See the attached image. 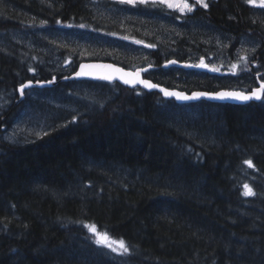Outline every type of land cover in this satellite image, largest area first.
<instances>
[{
	"label": "trees",
	"instance_id": "16d2710c",
	"mask_svg": "<svg viewBox=\"0 0 264 264\" xmlns=\"http://www.w3.org/2000/svg\"><path fill=\"white\" fill-rule=\"evenodd\" d=\"M90 1L0 0V41L11 30L60 24L118 35ZM207 5L189 15L161 6L152 10L257 39L260 48L241 71L249 86L231 83L232 77L218 87L222 80L210 71L190 75L195 70L162 68L165 54L167 60L194 61L190 49L201 42L184 37L168 44L171 49L155 50L160 71L146 77L188 91L250 90L258 79L264 82V20L250 0ZM14 46L0 44V91L14 94L8 106L24 100H17L24 82L54 76L58 83L48 89H60L63 101L82 100L79 113L58 107V125L28 143L6 141L0 127V264H264V99L186 106L158 91L91 80L83 83L98 91L74 95L71 85L79 82L62 81L63 74L45 68L42 52L31 48L23 57ZM89 60L132 67L117 58ZM81 62H74L72 73ZM191 77L197 79L181 83ZM163 106L174 107L173 115L198 108L193 117L175 118ZM11 111L1 121L7 126ZM245 185L254 195H245ZM90 226L123 240L128 252L98 242Z\"/></svg>",
	"mask_w": 264,
	"mask_h": 264
},
{
	"label": "rangeland",
	"instance_id": "374dc122",
	"mask_svg": "<svg viewBox=\"0 0 264 264\" xmlns=\"http://www.w3.org/2000/svg\"><path fill=\"white\" fill-rule=\"evenodd\" d=\"M207 1L203 0L206 4ZM250 2L258 16L264 20V0H250ZM158 3L183 15H189L197 7L202 6V4L197 3V0H108V2L106 0H92L90 5L96 15L113 24L116 31L119 32L118 35H106L94 30H77L73 25L64 26L60 24L57 27L46 25L41 29L33 27L35 30L32 29L30 32L20 28L11 30L7 33L6 39L0 41V44L9 46L14 43L16 45L14 47L18 50L17 53L23 57L24 55L27 56V51L31 48L34 51L42 52L46 58L45 68L66 76L72 73L71 71L75 67L74 62L84 61V58H117V60L135 67L141 62L148 64L149 62L146 60L153 59L155 50L161 49L164 52V48L169 47L168 44L184 37L188 41L201 42L196 47H191L190 50L193 49V52H190V56H193L195 61L198 59V65H200L203 62L201 61L202 55L199 54L203 51L208 53L206 62L209 64L208 71L214 72L222 80L218 82V87L225 85L224 82H230L232 77L233 81L231 83L249 86L251 79L241 77V71H243V66L247 60L254 56L260 48L257 39L246 34L233 37L228 31L218 29L201 19L183 18L181 16L172 17L161 14L152 10L155 6H158ZM184 3L191 5L192 11H181L180 7ZM169 4L174 5V7H169ZM146 5H148L150 11L144 10ZM31 19L33 22L42 23L36 16H32ZM102 31L107 32L106 30ZM169 48L171 49V47ZM164 56L166 57V54ZM233 65L236 67H233ZM176 71L181 76L185 73L180 70ZM193 73L199 75L201 71L196 70L191 72L190 75H194ZM185 75L188 77L187 74ZM196 79L194 77L185 78L181 83L189 84ZM228 84H226L227 88L235 86L234 84ZM92 88L83 81L71 85V90L76 92L74 95L79 94L78 92L88 95L90 92L98 91V88ZM59 90L35 88L29 92H23L25 95L24 100L19 102L18 105L12 106H8V102L14 94L10 91H0V121L6 123L7 114H5V111L12 110L9 115L10 124L8 126L6 124L2 125L5 128V140L13 144L33 141L55 125H58L57 117L60 118L61 115L59 108L71 109L73 113H79L76 106L79 105L77 102L82 99L74 96L73 99L71 97V100L63 98V101L60 99L62 92ZM197 108V106H191L176 109L177 114L174 115L169 113L174 109L172 106H163L161 109L163 111L167 110L169 116L181 118L180 115H191L190 117H193ZM94 228V234H96L97 239H100L105 233L99 231L96 227ZM109 241L112 243L120 240L111 238ZM113 245L118 246L115 243Z\"/></svg>",
	"mask_w": 264,
	"mask_h": 264
},
{
	"label": "water",
	"instance_id": "95a60500",
	"mask_svg": "<svg viewBox=\"0 0 264 264\" xmlns=\"http://www.w3.org/2000/svg\"><path fill=\"white\" fill-rule=\"evenodd\" d=\"M147 68H139L136 70H128L122 67L121 65H118L116 63L110 62V61H101V60H94V61H83L77 72H75L69 79H85V80H93V81H120L121 83L127 84V85H141L144 88L149 89L150 91L153 90H159L163 93V95L167 98H175L180 103H191V102H198L201 100H206L210 102H217V103H223V102H230L234 104H247L252 101L260 102L264 98V91H261L260 98L257 99L254 96L251 99L248 100H241L234 96H226V97H220L217 94L218 93H242L244 95L252 96L253 92L260 91L262 88H264V83L259 84L256 88H254L252 91L244 92L241 90L236 89H220L217 91H196L193 93H187V92H178L179 89H171L166 88L164 86H159L157 84H154L151 81H147L152 85H155L156 87H148L145 83H143V72H146ZM86 73L84 75H77V73ZM105 77H111V79H107ZM67 80V79H66ZM126 81H132V82H126ZM35 85H38L34 82H27L24 84L23 91H21V87L19 89L20 94H23L24 90L30 87H33ZM166 92H173L177 93L179 95H166ZM195 94H201V95H195ZM183 97H188L187 99Z\"/></svg>",
	"mask_w": 264,
	"mask_h": 264
},
{
	"label": "bare ground",
	"instance_id": "6f19581e",
	"mask_svg": "<svg viewBox=\"0 0 264 264\" xmlns=\"http://www.w3.org/2000/svg\"><path fill=\"white\" fill-rule=\"evenodd\" d=\"M158 6H161V7H166L165 5L163 6V4H161V3H158ZM166 8H168V7H166ZM170 9V8H169ZM172 10V9H171ZM165 15H167V14H165ZM202 55H204V56H206L207 58H208V53H206L205 52V54H203V53H201ZM84 61H94V60H84ZM96 61H98V60H96ZM102 61V60H101ZM103 61H105V60H103ZM110 62H112V61H110ZM206 62H207V60H206ZM82 63V62H81ZM80 63V64H81ZM114 63V62H113ZM80 64L78 65V67H77V69H76V71L75 72H77V70H78V68H79V66H80ZM116 64H118V63H116ZM196 64H198V62L197 61H192V62H189V61H180V60H178L176 57H174V58H170V59H166V61H165V63L163 64V67H164V69H169V68H172V69H183V70H185L186 72L188 71V72H190L191 70H194V69H196V70H199V71H203V70H207L208 71V67H209V64L208 63H206V64H201V65H206V67L205 66H202V67H204V68H202V67H200V68H198V67H196V68H193V67H195V65ZM118 65H120V64H118ZM122 66V65H121ZM123 67V66H122ZM125 69H128V70H136V69H139V68H147V70H146V72L144 71L143 72V80L144 81H151V82H153L154 84H157V85H159V86H164V87H166V88H171V89H179V91L178 92H187V93H193V92H196V91H202V90H200V89H194V90H191V91H188V90H183V89H180V88H178V87H167V86H165V85H162V84H159V83H156V82H154L151 78H149V77H146V74L149 72V71H152V69L154 68V65H153V63L152 62H150L149 61V63L146 65V64H144V65H142V64H139V65H137L136 67L135 66H132L131 68H126V67H124ZM74 72V73H75ZM74 73H72L71 75H68V76H64L61 80L62 81H77V82H79V81H83V82H86V81H90V80H85V79H81V80H78V79H69ZM210 73H214V72H211L210 71ZM67 79V80H66ZM259 80V83H258V85L257 86H259V84H261V83H264V82H262L260 79H258ZM91 81H93V80H91ZM27 82H34V83H36V84H38V85H35V86H33V87H30V88H27V89H25L24 90V93L26 92V91H30V90H32L33 88H36V87H38V88H47V87H53V86H55L57 83H58V77H54L52 80H36V81H34V80H31V81H27ZM27 82H24L22 85H24L25 83H27ZM97 82H105V83H110V84H114V83H120V84H122L123 86H127V87H141V88H143L144 90H146V91H149V92H153V91H158L161 95H162V97L163 98H165V99H169V100H174L175 102H177L178 104H181V105H186V106H189V105H191V104H193V103H197V102H191V103H180V102H178L175 98H167V97H165L164 95H163V93L161 92V91H159V90H153V91H150L149 89H147V88H144L143 86H141V85H127V84H124V83H121L120 81H118V80H116V81H112V82H108V81H97ZM21 85V86H22ZM20 86V87H21ZM257 86H254L253 88H251L250 90H242V89H236V90H241V91H244V92H249V91H252L254 88H256ZM20 87H19V89H20ZM222 89H224V88H222ZM218 90H220V89H218ZM204 91H208V90H204ZM217 91V90H216ZM180 92V93H181ZM20 93V92H19ZM24 93L23 94H20V98H18V100L19 101H21L23 98H24ZM264 99V98H263ZM262 99V100H263ZM261 100V101H262ZM215 103H217V102H215ZM223 103H230V102H223ZM0 123H1V121H0ZM3 129H5L4 127H3ZM102 243V242H101ZM102 244H105V243H102Z\"/></svg>",
	"mask_w": 264,
	"mask_h": 264
},
{
	"label": "snow or ice",
	"instance_id": "6c2138e0",
	"mask_svg": "<svg viewBox=\"0 0 264 264\" xmlns=\"http://www.w3.org/2000/svg\"><path fill=\"white\" fill-rule=\"evenodd\" d=\"M197 3L202 4V6L205 7V8L208 6L206 3L203 2V0H197ZM168 6L169 7H174V5H172V4H169ZM176 7H180V6H176ZM180 10L181 11H184V10L192 11V6L189 5L188 3H184L183 6L180 7ZM202 66H205L206 67V65H202ZM233 67H236V66L233 65ZM84 74H86V73H83V72L77 73V75H84ZM105 78L111 79V77H105ZM126 82H132V81H126ZM142 82L145 83L146 86H148V87H156L155 85H152V84H150L147 81H142ZM24 87H25L24 85L21 86V91H23V88ZM261 91H264V88H262L260 91L253 92L252 93V96L244 95L242 93H218L217 95L220 96V97H222V98L223 97H226V96H234V97H236L238 99H241V100H248V99H251L253 96L255 98L259 99L260 98V95H261ZM165 94L166 95H179V94L173 93V92H166ZM195 95H201V94H195ZM183 98L187 99L188 97H183ZM245 163L248 164L249 167H254V165L252 164L251 161H245ZM244 187L246 189L245 195H254V193L252 192V189L248 185H245ZM90 228H91L92 231L95 232L94 226H90ZM110 239L111 238L108 237V235L105 233V234H103V236L100 239H98V242L105 243L106 246H108L109 248H112L113 247V243H115V244H118L119 250H121L122 253L128 252V247H127L126 243L123 240L113 241L112 243H108V241ZM113 250H117V249L113 248Z\"/></svg>",
	"mask_w": 264,
	"mask_h": 264
},
{
	"label": "flooded vegetation",
	"instance_id": "af4514ba",
	"mask_svg": "<svg viewBox=\"0 0 264 264\" xmlns=\"http://www.w3.org/2000/svg\"><path fill=\"white\" fill-rule=\"evenodd\" d=\"M153 49H154V48H153ZM199 55H202V54L200 53ZM166 59H167V57L164 56V57H163V61L160 63V65L162 66V68H164V67H163V64L165 63ZM206 60H207V57L204 56V55H202V56H201V61L203 62V64H206ZM196 61L199 62L198 59H196ZM150 62H152L153 65H154V68L152 69V72H154L155 70H157L156 73L158 74V72L160 71V70L158 69V67H159V66H158V65H159L158 60H157L156 58L153 57V59L150 60ZM206 65H207V64H206ZM196 67L200 68V67H202V65H201V64H200V65L196 64L195 67H193V68H196ZM194 70L196 71V69H194ZM258 83H259V80H258ZM2 125H3V123L1 122V123H0V127L3 129V126H2Z\"/></svg>",
	"mask_w": 264,
	"mask_h": 264
}]
</instances>
